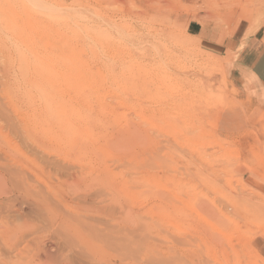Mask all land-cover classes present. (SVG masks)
I'll list each match as a JSON object with an SVG mask.
<instances>
[{
    "label": "rangeland",
    "instance_id": "obj_1",
    "mask_svg": "<svg viewBox=\"0 0 264 264\" xmlns=\"http://www.w3.org/2000/svg\"><path fill=\"white\" fill-rule=\"evenodd\" d=\"M237 27L264 0H0V264H264Z\"/></svg>",
    "mask_w": 264,
    "mask_h": 264
},
{
    "label": "crops",
    "instance_id": "obj_2",
    "mask_svg": "<svg viewBox=\"0 0 264 264\" xmlns=\"http://www.w3.org/2000/svg\"><path fill=\"white\" fill-rule=\"evenodd\" d=\"M211 39L209 43H213ZM217 45L222 55L229 56L224 68L230 82L246 100L264 106V34L245 38L244 32L237 27ZM257 187L264 192V184ZM255 242L264 259V239Z\"/></svg>",
    "mask_w": 264,
    "mask_h": 264
},
{
    "label": "bare ground",
    "instance_id": "obj_3",
    "mask_svg": "<svg viewBox=\"0 0 264 264\" xmlns=\"http://www.w3.org/2000/svg\"><path fill=\"white\" fill-rule=\"evenodd\" d=\"M212 7V6H211ZM214 8V7H213ZM260 118H261V121H263V124H264V115L262 114L261 116H260ZM260 120V119H259ZM262 123V122H261ZM258 124V123H257ZM258 126V125H257ZM7 192H6V189H5V185H4V183H2V180L0 179V194H2V195H4V194H6ZM38 211V210H37ZM44 250V249H43ZM45 258H47V257H45ZM49 258V257H48ZM50 259V258H49Z\"/></svg>",
    "mask_w": 264,
    "mask_h": 264
}]
</instances>
